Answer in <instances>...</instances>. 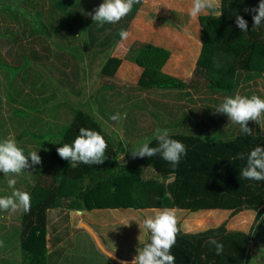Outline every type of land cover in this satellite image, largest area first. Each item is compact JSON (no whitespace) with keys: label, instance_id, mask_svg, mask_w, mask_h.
I'll return each mask as SVG.
<instances>
[{"label":"trees","instance_id":"1","mask_svg":"<svg viewBox=\"0 0 264 264\" xmlns=\"http://www.w3.org/2000/svg\"><path fill=\"white\" fill-rule=\"evenodd\" d=\"M259 2L220 0V17L200 16L202 47L189 83L162 71L170 58L169 50L137 44L129 60L142 67L143 73L137 86L130 89L147 98H165L171 93L195 104L194 95L226 98L241 94L250 83L256 85L264 76V23L252 30L255 13L251 10ZM141 3L134 4L118 23L100 26L89 15L93 14L92 5L96 6L94 0L85 4L82 0H0V141L15 132L14 140L26 156L27 143L31 142L41 157V163L33 169L35 185H28L26 191L31 197L30 212L18 211L20 222L13 228L20 239L19 264H51L53 256L47 248L49 211L154 210L165 205L166 190L170 191L166 200L188 214L223 210L233 218L244 212L255 213L249 231L230 230L227 222L191 233L179 229L171 249L175 264H264L253 254V250H259L264 257V181L240 176L248 153L256 146L264 147V119L249 122L251 135L233 122L224 127V115L215 111L219 102L207 98L211 105H205L202 112L209 120L203 123L206 127L199 122L187 125V112L165 126L171 138L187 149L175 168L159 154L132 157V148L125 149L122 140L117 146L106 133V116L115 111L110 108L111 97L103 92L112 85L104 80L115 77L122 63L111 53L121 41L120 31L127 30ZM237 15L247 21V32L237 27ZM98 60L100 66L91 84L86 69L96 66ZM87 88L96 90L89 94ZM133 97L127 95L124 102ZM151 103L165 110L162 103ZM133 106L129 105L135 109ZM64 109L70 118L59 117ZM185 109L186 105L178 106V111ZM148 113L159 119L152 111ZM135 123L130 120L126 130H136ZM178 126L182 130H176ZM81 127L100 133L107 142L103 164L80 163L73 168L58 155L57 148L71 144ZM156 128L157 123L152 131L138 130L137 144L150 142V146H156ZM122 153L124 162L119 161ZM241 153L244 159H237ZM28 169L22 174H28ZM144 170L152 174L144 176ZM20 177H12L17 189ZM8 178L0 174V196L11 193ZM210 237L223 244L221 255H216L215 247L208 243Z\"/></svg>","mask_w":264,"mask_h":264},{"label":"rangeland","instance_id":"2","mask_svg":"<svg viewBox=\"0 0 264 264\" xmlns=\"http://www.w3.org/2000/svg\"><path fill=\"white\" fill-rule=\"evenodd\" d=\"M82 1H84L85 4L86 0H82ZM94 2H96V6L92 5L93 14L95 9H97L99 5L103 3V0H94ZM191 7H192V0H143L139 6L137 13L135 14V17L128 22V28H127V32L129 33L128 39L119 41V44H117V49L115 47L111 53L112 56L118 57L124 62L134 57V54L131 53L132 52L131 50L132 48L136 47L137 44L149 43L152 45L161 46L162 48L169 50L170 53L173 54V56L170 55L173 62L171 64V69H169L168 72L171 73V75L174 76L175 78L184 80L187 83H189L191 81L195 69V65L198 57V51L200 48L199 45L201 41V26H200L199 18L202 15L213 14L211 12H203L196 19H192L189 16V11ZM102 58L104 57L101 58L99 57V60ZM99 60L97 61L96 66L87 67L88 69L85 68L88 72L87 81L89 80L88 82L91 84L95 82L96 73L100 66ZM129 61L132 62L131 60ZM142 73H143V68H139L137 67V65L129 62L127 63L126 61V63L125 62L121 63L115 77L104 80L105 84L112 85V88L103 90V92L107 93L108 96L111 97L110 108H112L115 111L114 114L119 113L121 117H124L126 114V118H122L121 120L115 122L111 121L109 119L111 115L107 114L106 122L108 123L109 126L106 130V133L111 137L113 141H115V144L117 146H119L118 143L120 142V140H122L123 144L126 145L125 149L127 150L130 148L134 149V147L139 146V144L137 143L140 142V138L136 137L138 130H141L142 132L145 133L148 131H152L153 126L156 123H157L156 130L166 129L167 127L165 126L169 125V123L175 120H178L183 112H187L188 115L187 118L188 121L186 123L187 125L194 126L193 124L194 122L207 124L209 120L206 119V117H203L202 112L205 110L204 108L205 105L207 106L211 104H209L205 100H207V98L208 99L214 98L217 99L219 104H221L225 99L218 95H210V94H204L199 96L194 95L195 96L194 100L196 101V103L191 104L188 102L186 98H180V97L178 98L171 93H169V95L165 98H162L161 96L158 95L150 96L148 98L145 97V95L143 94L141 96H137L139 91L138 93L134 92L131 90L132 89L131 87L137 86ZM250 84L251 85L249 87H246L240 95L249 96L251 94V96L257 95L260 98H264V76L263 79L262 78L257 79L256 85L253 83ZM99 88L100 87L96 89ZM96 89L91 91L90 89L87 88L85 92L91 94L94 93ZM26 92L28 93V90H26ZM130 94H133L134 97L130 98V101L124 102L125 97ZM146 98L147 100H144ZM3 100L5 102L7 101L4 98ZM151 100L157 101L159 102V104L162 103L164 105L165 110H163L162 108L159 109L155 107L151 103ZM130 104H133L134 105L133 107L136 108L135 109L130 108L129 107ZM180 105H186V109L183 111L181 110L178 111V106ZM218 105L215 104V108H217ZM190 109H192L193 111L190 112ZM88 110L89 109H87L86 111ZM148 111H152L153 114L155 113L159 115L158 116L159 119L154 118V116H150ZM221 114L224 115L223 122L225 123V125L223 124V126L226 127L227 123L231 121L228 120L226 114L223 113ZM102 116L104 117L105 114ZM59 117L61 119L70 118V114L64 109L59 112ZM61 119L59 120V122H62ZM130 120L137 121V123H135L133 126L137 131L131 128L132 132L129 131L130 132L129 133L126 130V126L129 125ZM205 124H203V127H206ZM181 128H182L181 126H178L176 127V130L178 129L182 130ZM132 133L133 135H131ZM15 136H16L15 132H12L10 133L9 138L14 139ZM121 137H123V139H121ZM27 148H28L27 155L32 151L38 152L34 144H32L31 142L27 143ZM37 154L39 155V152ZM124 161H125V156H124ZM29 162L31 164L30 157H29ZM34 166L37 165H33L31 168L27 170L28 174H21V177L19 178V186H18L20 190L27 191L29 189L28 185L31 186L35 185V180L33 179V177L35 176V170H33ZM143 172H144V176H150L152 174L151 170H144ZM170 180L171 177H168L166 182L168 186L171 183ZM166 191L167 192L163 195L164 197L163 204L165 205L159 209L113 210L117 216L121 214L124 215L132 214L131 216L132 218L130 219L132 220V222L129 223V225L130 224L131 225L128 233H125L124 232L125 229L122 228V225H118L117 223H115L116 225L114 226V228L111 230L110 233L117 234L120 231L119 228H122L121 229L122 232L121 231L120 232L124 239L118 237L117 239H115V241L117 240V242L119 243V245H121V247H123L124 244H127V247L129 245L128 249L131 250L134 256L138 254L137 249L143 248L144 244L148 242L150 239L149 233L144 232L143 229L140 230L138 225V223L140 222H137V220L142 221L147 216L155 215L157 210H162L164 208H170L176 210V216L178 219L177 226L179 229L184 230L185 233L202 231L209 227H217L224 222L228 223V229L230 230L249 231V229L251 228L254 222L255 213L244 212L236 217L231 218L230 212H226L223 210L206 211V212H200V213L198 212L191 214H188L186 211H179L172 205L171 201L169 202V200H166L169 196L167 193L170 192L169 190ZM86 212L87 213L85 215H81L78 214L76 211H69L66 209H55L47 213L48 221H49L48 224L49 231H52L53 228L54 229L56 228L57 236L64 237L65 240H67L69 243L72 244L70 246H66L65 245L66 241L63 242L64 248L61 249H65V252L69 254L66 255V260L64 264H97L94 263L93 261H90L89 256L84 255V252L81 251L82 249L81 247L75 245L77 244L76 232L78 233L81 232L80 230H83L85 233L84 235L89 236L86 235V231H85L86 229L84 228L82 223L88 225L95 233H97L96 235H99L98 238L102 241V243L106 246L108 250L117 253L116 251L113 250L115 246L112 245L115 241L109 240L108 238L109 236L107 234L105 235L104 233H102V231L105 229L102 221L112 222L110 215L112 211L108 209L107 210L95 209L93 211H86ZM19 216H20L19 212H16L14 214L9 212L0 215V232L3 235L8 236L11 233L12 228L16 226L14 220ZM80 220H82V222L78 224ZM19 222L20 219L18 218V223ZM73 227H75L76 229L74 234H73L74 230H72ZM114 230L115 231L118 230V232H114ZM78 243H80V241ZM8 248H9V242L7 240L5 241V246L2 247L1 252L6 251ZM73 248L76 251L72 252L71 250ZM94 248L95 245L93 247V252H96L94 251L95 250ZM132 254L128 256V258L130 257L131 259H133L134 256H132ZM253 254L254 256H256V260L258 262L264 263L263 262L264 257L262 256L263 252L259 250H253ZM118 255L125 258V255L122 252L118 253ZM107 258L108 260H110L109 257ZM12 260L16 262L14 258ZM98 264H102V263L100 262Z\"/></svg>","mask_w":264,"mask_h":264},{"label":"clouds","instance_id":"3","mask_svg":"<svg viewBox=\"0 0 264 264\" xmlns=\"http://www.w3.org/2000/svg\"><path fill=\"white\" fill-rule=\"evenodd\" d=\"M139 3L141 0H103V3L95 9L94 14L90 13L89 15L100 26L106 23L115 24L129 14L134 4ZM220 7V0H192L189 16L196 19L203 12H211L220 17L222 15V10H219ZM251 11L255 13L252 17V30L259 29L264 23V0H260L258 7ZM235 23L242 32L248 31V23L242 16L237 15ZM119 35L121 40H127L129 37V33L125 30H121ZM215 111L226 114L228 120L239 125L243 133L251 135L252 129L248 127L249 122H258L264 119V99L257 95L248 97L236 94L226 97ZM122 118H126V114L121 117L119 113H116L109 117L114 122ZM155 140L156 146H150V142H144L131 150L132 157L151 158L159 154L162 159L175 168L181 157L187 155L185 145L171 138L167 129H157ZM107 148L108 144L100 133L81 127L74 141L57 148V153L75 168L80 163L103 164L107 158ZM37 153L32 151L26 156L13 138L0 141V173L5 177L19 176L26 169L41 163V157ZM29 157L31 164H29ZM236 158L244 159V154H238ZM119 161H124V153ZM121 164L124 166V163ZM240 176L248 180L264 181V147L256 146L248 153L246 166L241 169ZM16 183L14 178L7 180L11 193L0 196V212L13 214L18 211L25 214L30 212V194L17 189ZM138 225L140 230L143 229L144 232L150 234V239L143 248L137 249L138 254L133 257L131 264H175V256L171 254V249L176 243L179 232L176 210L170 208L157 210L155 215L147 216ZM208 243L215 247L216 255L223 253V244L215 238L210 237ZM0 246H3L2 241H0ZM123 264H127V262H123Z\"/></svg>","mask_w":264,"mask_h":264},{"label":"crops","instance_id":"4","mask_svg":"<svg viewBox=\"0 0 264 264\" xmlns=\"http://www.w3.org/2000/svg\"><path fill=\"white\" fill-rule=\"evenodd\" d=\"M199 46H200V48H199V51H198L197 60H198L199 55H200V52H201V47H202L201 41H200V45ZM158 47H161V46H158ZM116 49H117V46H116ZM171 56H173V54H171ZM169 60L167 61V63L162 68V71L165 74L172 76L171 73L168 72V70L171 69V64H172L173 60H172V58L169 59ZM126 61H127V63L129 62V63L134 64L133 62H130L129 60H126ZM126 61H124V62L126 63ZM124 62L122 61V63H124ZM196 63H197V61H196ZM137 67H139V66L137 65ZM139 68H142V67H139ZM172 77H174V76H172ZM182 81H184V80H182ZM184 82H186V81H184ZM110 211H112L111 214H110L111 215V221L112 222L102 221L103 224H104L103 226L105 228L102 231V233H104L105 235L107 234L109 236L108 237L109 240H114L115 241V239H117L118 237L124 239L123 236H122V234H121V232H122L121 229L124 228L125 229V231H124L125 233H128L129 232L130 225H131V224L129 225V223L132 222V220H130L132 218L131 217L132 214H128V215L121 214V215H118L117 216L112 209ZM7 213H9V212H7ZM86 213L87 212L78 213V214L85 215ZM8 219H9V217H8ZM80 222H82V220H80L78 222V224ZM137 222H141V220H137ZM14 223L16 224V226H14V227L17 228L18 227L17 225L19 224L18 223V217L14 220ZM115 223H117L118 225H122V228H119L121 232L120 231L118 232V230H116V231L114 230V232H118L117 234L110 233L111 230L116 225ZM48 224H49V222H48ZM78 224H77V226H78ZM13 228L11 230V233L8 236L7 235L5 236V235H3L0 232V241L3 242V246H0V263H2V264L3 263L4 264H14L15 261L12 260L13 258L16 260L15 264H19L21 262V256H22V254H21V250H20L19 234H18V231H16V229H13ZM72 230H74L73 231V234H74L75 231H76L75 227H73ZM80 231L81 232H78V233L76 232V237H77L76 243L77 244H75V245L82 248L81 251L84 252V255L89 256L90 261H93L94 263H97V264L100 263V262L102 264H123V262H127V264H131L132 259L130 257L128 258V256H130L132 254L131 250L128 249L129 245L127 247V244H124L123 247H121V245H119V243L117 242V240L115 242L112 241V242L115 243V245H114V243L113 244L111 243L113 246H115V248H113V250L117 252V253H114V252L108 250L106 248V246L100 240L101 243L103 244V246L109 252L113 253L116 257H118L122 262L113 260L111 258H110V260H108V258H107L108 256L106 254H104L103 252H101L98 247H96V244L94 243V240H93L91 234L87 230H85L86 231V235H89V236H85L84 235L85 234L84 231L83 230H80ZM182 231L184 232V230H182ZM56 233H57L56 228L55 229L53 228L52 231H49L48 230V234H47V248H48V253L53 256L51 258V264H64L65 263V260H66V255H69V254L67 252H65V249H61V248H64L63 247V245H64L63 242L66 241V244H65L66 246H70L72 244L69 243L67 240H65L64 237L57 236ZM54 234H56V235H54ZM115 235H116V237H115ZM97 236L99 237V235H97ZM6 239L9 242V248L6 251L1 252L2 251L1 250L2 247L5 246V241H7ZM79 241L82 244L78 243ZM94 245H95V248H94L95 250L94 251H96V252H93ZM51 249H53V250H51ZM71 251L74 252L76 250L73 248ZM120 252H122L125 255V258L118 255V253H120ZM132 256H134V255L132 254Z\"/></svg>","mask_w":264,"mask_h":264},{"label":"water","instance_id":"5","mask_svg":"<svg viewBox=\"0 0 264 264\" xmlns=\"http://www.w3.org/2000/svg\"><path fill=\"white\" fill-rule=\"evenodd\" d=\"M78 213H81V211H78ZM82 225L84 226V228L91 234L92 238L94 239L96 246L99 248V250L101 252H103L104 254H106L109 258L122 262L118 257H116L113 253L109 252L101 243L100 239L98 238V236L96 235V233L86 224L82 223Z\"/></svg>","mask_w":264,"mask_h":264}]
</instances>
